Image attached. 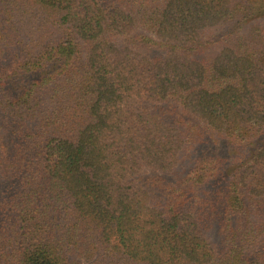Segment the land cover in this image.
I'll list each match as a JSON object with an SVG mask.
<instances>
[{"label": "trees", "instance_id": "16d2710c", "mask_svg": "<svg viewBox=\"0 0 264 264\" xmlns=\"http://www.w3.org/2000/svg\"><path fill=\"white\" fill-rule=\"evenodd\" d=\"M0 264H264V0H0Z\"/></svg>", "mask_w": 264, "mask_h": 264}]
</instances>
